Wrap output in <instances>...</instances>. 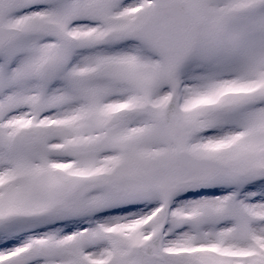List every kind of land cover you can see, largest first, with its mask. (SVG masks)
Segmentation results:
<instances>
[{
    "label": "snow or ice",
    "instance_id": "obj_1",
    "mask_svg": "<svg viewBox=\"0 0 264 264\" xmlns=\"http://www.w3.org/2000/svg\"><path fill=\"white\" fill-rule=\"evenodd\" d=\"M0 264H264V0H0Z\"/></svg>",
    "mask_w": 264,
    "mask_h": 264
}]
</instances>
